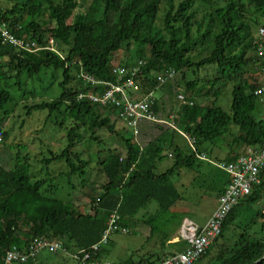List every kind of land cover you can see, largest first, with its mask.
<instances>
[{
	"label": "trees",
	"instance_id": "trees-1",
	"mask_svg": "<svg viewBox=\"0 0 264 264\" xmlns=\"http://www.w3.org/2000/svg\"><path fill=\"white\" fill-rule=\"evenodd\" d=\"M223 1L220 4L216 0H181L178 3L175 0H92L87 10L76 13L78 0H13L10 7L0 5V25L5 23L16 36L39 44L47 43L52 36L61 53L54 50L38 53L19 50L10 43H4L0 34V109L13 98L10 88L14 85L21 88L24 77L35 78L48 69H61L63 80L59 83V96L30 108H47L51 114L63 110V123L69 120L76 123L68 133L65 148L60 153L50 150V156L41 160L44 163L42 175L33 176L30 173L31 163L27 161L18 160L12 168L0 163V264H4L9 250L14 247L25 249L41 237L62 239L71 251L88 249L100 239L115 209L121 215L120 224L123 227L145 224L150 228L148 240L158 235L155 244L160 243L164 248L182 245L183 239L169 242L185 219L171 212L181 197L172 178L176 170L183 167L193 169L201 159L192 149L191 153H187L175 142L176 134L182 136L177 129L163 128L156 122H151L149 127L159 126L162 131L141 148L135 143L138 140L126 137L117 130L116 120L112 121L110 117V113L116 114L115 107L100 106L87 96L78 98L81 92L86 95L101 94L107 88L105 84L85 83L80 74L85 72L101 81L117 82L112 57L130 44L137 46V62L116 66L131 68L140 65L137 79L143 93L158 88L153 75L168 68H174L186 77V69L213 65L216 76L208 79L204 86L200 85L199 79L187 81L183 93L194 104L179 106L176 122L180 129L195 139L197 151L205 153L200 149L205 142L213 143L236 127L233 143L241 151L231 148L225 161H234L247 146L263 148L264 116L258 117L255 112L259 104H264L254 93L261 84L263 60L259 54L260 38L259 35L257 38L252 35V24L259 29L264 22L253 17L251 11L264 18V0ZM163 2L166 4L165 16L163 27H160L157 20ZM196 3L209 6L206 32L201 36L207 37L210 33L213 37L208 45L209 54L197 61L193 60L191 52L198 44L203 25L196 20ZM44 7L50 11L48 20H40ZM195 27L198 38L194 35ZM139 61L142 63L139 64ZM254 66L260 70L258 79L248 76ZM72 69L76 71L75 76L71 73ZM73 79L76 82L74 85L71 84ZM227 84H232L229 111L216 104ZM209 95L214 97L210 105L194 99ZM177 108L174 107V112ZM159 109V104H156V112ZM98 129L117 134L125 153L122 154L117 146L109 148L106 155L98 159V171L88 169V181H95L92 177L94 169L106 178L100 184V190L95 184L84 193L90 199L91 208L83 211L75 203L76 198L65 201L53 195L45 167L48 168L54 160H62L70 168L68 176L84 177L88 161L81 158L82 152L76 151L75 147L87 133L90 140L100 142L96 135ZM2 130L0 147L8 137L3 126ZM167 145L168 150L173 152L174 164L157 173L158 162L169 156L165 149ZM223 191L219 190V196ZM154 200L158 206L156 211L139 218L136 214ZM259 200L263 201L264 207V170L261 172V183L232 209L223 223L221 234L194 264H264V210L254 213V218L244 226L235 222L244 204L248 205L245 210L248 211L252 203ZM258 219L262 222L254 229ZM106 251L107 246L95 258L103 259ZM163 257L159 251L153 254L150 249L137 259L131 255L114 264H155ZM37 258H30L21 264H39Z\"/></svg>",
	"mask_w": 264,
	"mask_h": 264
},
{
	"label": "rangeland",
	"instance_id": "rangeland-1",
	"mask_svg": "<svg viewBox=\"0 0 264 264\" xmlns=\"http://www.w3.org/2000/svg\"><path fill=\"white\" fill-rule=\"evenodd\" d=\"M91 1L92 0H78V7L75 13L77 11L87 10ZM179 1L181 0H175L176 3ZM216 1L220 4L224 3L223 0ZM12 4L13 0H0V5L3 7H10ZM165 7L166 4L163 2L157 20V25L160 27H163ZM194 10L196 11V20L203 25L200 36L196 32V27L194 28V35L196 38L199 36V39L198 44L193 48L191 55L193 60L197 61L209 54L208 45L213 37L210 33L207 34V37L201 36L202 33L206 32V25L209 19L207 14L210 10L209 6L196 3ZM251 12L253 13V17H257L261 22H264V18L258 16V14H255L253 11ZM49 17L50 11L47 7H44V13L40 20H48ZM71 20L72 18L69 22ZM257 28L258 26L252 24V35L256 38L258 35ZM60 47H62L61 44ZM63 48L66 49L67 46L64 45ZM136 49L137 46L135 44L125 45L122 49L115 52L112 57V64L116 66L124 65L125 62L130 64L137 62L138 57L136 56ZM256 52L258 53V51ZM250 54H253V52H250ZM259 71L260 70L256 69V66H254L252 68V74H249L248 76H253V79H258L260 77ZM177 72L175 77L169 80L165 86H159L154 90V97L157 101L156 104H159L160 106V117L167 118L171 112L173 113L174 107L177 108L178 106L176 109L177 112L179 106L185 105V103L179 102L177 95L185 90L187 81L199 79L201 80L200 85L204 86L208 79L212 80L216 76V69L213 65L204 66L201 69H186V77H183L182 72ZM71 73L74 76L76 75L74 69H72ZM62 80L63 70L48 69L42 72L38 77H24V84L21 88H19L18 85H14V87L10 88L13 98L10 102L5 104L2 109H0V127L3 126L4 130L8 133L7 139L0 147V163L6 168H12L18 160L27 161L31 163L30 173H32L33 176L34 174L36 176L42 175L44 163L41 160L45 156H50V150H53L55 153H60L67 145L68 133L72 126H76V123L73 120L63 123V110L51 114L47 108H30L43 101H50L57 98L61 92L59 83ZM75 83V79H73L71 84L74 85ZM231 88L232 84H227L216 101L217 105L222 106L227 111L230 110L231 105ZM142 89L144 88L142 87ZM194 99L198 103L210 105L213 102L214 97L209 95L205 98L194 97ZM7 111H10L11 113H8ZM102 111L104 113L106 112L105 109ZM110 114L112 121L116 120L117 122V130L126 137H133L132 131L126 128L124 124L117 121L116 114L113 112ZM255 114L258 117L264 116V106L262 104L258 105ZM146 124H151V122H142L140 127L141 133L138 139L139 143L147 141V136H149L150 133H152V138L155 135H158L157 132L159 133L162 131L159 126L147 128V133H145L146 137L144 138L142 136V130L145 128ZM159 125L163 128H168L167 124L159 123ZM177 126L180 128L179 123ZM81 127L83 131L84 127ZM235 129L233 127L228 133L224 134L222 137L220 136L213 141V143L205 142L200 147V149L205 151L207 157L212 161L200 160L199 165L193 169L183 167L181 170L175 171L176 175H173L172 180L174 181L175 179L181 197L171 210L173 212L175 211L174 213H176L178 217L186 216L197 225H205L207 223V219H209L212 212L218 206L219 190L224 186L225 178L229 177L228 174L220 169L216 163L225 161L228 151H230L231 148L236 147L233 143V138L236 132ZM79 130L81 131V128ZM88 134L89 133L85 134L81 139V142L75 147L76 151L78 150L82 152L81 158L88 161L87 173L84 177H82V175L68 176L67 172L70 168L67 163L62 160H54L48 168L45 167V171L49 173L47 174L49 177L48 181L52 184L51 191L53 192V195L65 201H72L76 198L75 203L79 205L83 211H88L89 208H91L90 199L84 195V193L88 192L90 189L89 187L95 184H97L96 189L100 190L101 187L99 186L106 178L103 173L96 172L99 167L98 159L103 158L109 148L116 146L120 148L122 154L125 153V147L117 134L110 133L106 129H98L96 130V135L100 138V142L90 140ZM175 142L178 143L185 152L191 153L192 145L189 140L183 137V135L176 134ZM168 147L169 145L165 146V149L168 150ZM174 161L175 160L172 157L166 156L161 162L164 163L163 165L171 167L173 166ZM90 168L96 169V171L94 169L92 172V177L95 181H88V169ZM163 171H165V169ZM155 204L157 205L156 202H152L151 205ZM247 206V204H244L243 209H241V212L235 221L237 225L242 224L244 226L247 221L254 218V213L261 209L264 210L262 200L252 203L251 208H249L248 211H245ZM142 211L143 209L136 214L139 218H143ZM152 213L154 212L151 211V214ZM261 222L262 219H258L254 225V229L255 227H260ZM182 226L178 230V234H181ZM149 231V226L141 224L137 226L133 225V227L129 228L128 232H112L109 245L107 246L108 251L104 253L103 259L114 264L128 259L131 255L134 259L139 258L152 249V246L159 244H155V241L158 240V235H154L148 240L150 234ZM183 244H185V242H183L182 245ZM37 259L40 264L41 261H45L46 259L56 264H77L75 260L68 256H63V254L59 252L51 253L47 250L41 251Z\"/></svg>",
	"mask_w": 264,
	"mask_h": 264
},
{
	"label": "built area",
	"instance_id": "built-area-1",
	"mask_svg": "<svg viewBox=\"0 0 264 264\" xmlns=\"http://www.w3.org/2000/svg\"><path fill=\"white\" fill-rule=\"evenodd\" d=\"M0 34L4 43H10L17 49L38 53L42 50H57L56 40L50 36L47 43L39 44L37 41H29L16 36L11 32L6 24L0 25ZM259 35V54L263 60L261 72V84L255 89L254 93L264 104V25L258 29ZM63 57V56H62ZM142 62L139 61V64ZM114 74L117 75V82L101 81L88 73L82 72L85 83L92 85L105 84L107 88L101 94L80 93L78 98L87 96L94 103L100 106L116 108V118L124 124L126 128L132 131L133 137L138 140L141 133L142 122H156L167 124L169 127L177 129L192 145V150L201 160H211L205 153L197 151L195 139L181 131L176 119L178 113L173 111L167 118L160 117L159 111L156 112V99L154 91L143 93L139 87L137 75L140 72V65H134L131 68L125 66H114ZM129 75V76H128ZM176 75L174 68H168L164 72L157 73V87L173 79ZM179 102L193 105L194 102L188 100L183 92L177 95ZM3 141V130L0 127V143ZM139 144V142H136ZM140 145V144H139ZM173 157L172 153H169ZM212 161V160H211ZM220 169L224 170L229 176V182L220 194L218 206L213 211L204 226L194 222L184 223L179 237L186 241L187 246L173 253L166 254L155 264H194L206 253L212 243L222 232V226L232 211V209L246 198L256 185L261 183V172L264 170V147L261 149L253 146H247L245 150L234 161H221L216 163ZM121 215L117 209L112 211L106 228L100 239L90 246V248H79L76 251L69 250L62 239L36 238L27 248L19 249L14 247L7 252L4 264H21L27 262L30 258H35L43 250L51 253H61L75 260L77 264H112L104 259L95 258L103 247L109 245L112 232H128L129 228L120 224Z\"/></svg>",
	"mask_w": 264,
	"mask_h": 264
},
{
	"label": "crops",
	"instance_id": "crops-1",
	"mask_svg": "<svg viewBox=\"0 0 264 264\" xmlns=\"http://www.w3.org/2000/svg\"><path fill=\"white\" fill-rule=\"evenodd\" d=\"M162 113V112H161ZM147 128H150L149 127V124H146V126H145V128L142 130V136L145 138L146 137V134L145 133H147L146 132V130H147ZM151 134L152 133H150L149 134V136H147L148 137V139H147V141H145L144 143L143 142H140L139 144H140V147L141 148H143V144H145L146 142H148V140L149 139H151ZM156 136V135H155ZM180 146V145H179ZM181 147V146H180ZM230 151H228V153H229ZM168 153H173L171 150H168ZM167 153V154H168ZM206 153V152H205ZM227 156V155H226ZM169 157V156H168ZM164 163L163 162H161V161H159L158 162V164H157V168H156V172L157 173H162V172H164L163 170L165 169V171L168 169V168H170V167H167L166 165H163ZM178 170H181V168L180 169H178ZM177 170V171H178ZM175 175H176V173H175ZM175 185H176V187H177V184L175 183V179H174V181H172ZM228 182H229V179H228V177H226L225 178V182H224V186L221 188V189H224L225 190V188H226V186H227V184H228ZM178 188V187H177ZM219 198V197H218ZM154 202H155V200H154ZM152 204V203H151ZM150 204V205H151ZM148 206L150 209H148V207H146V208H143V213H142V216H143V214H145V215H149V214H147V213H151V211H153V212H155L156 211V209H157V205L155 204V205H151V206ZM173 208H174V206H173ZM147 209H148V212H147ZM176 210V209H175ZM172 211V210H171ZM175 212V211H174ZM173 211H172V213H174ZM213 213V212H212ZM174 214H176V213H174ZM212 215V214H211ZM146 217V216H145ZM185 217V219L184 220H186V219H189V218H187L186 216H184ZM191 220V219H190ZM208 220V219H207ZM192 221V220H191ZM206 223V222H205ZM204 225V224H203ZM203 225H201V226H203ZM180 239H182V238H180L179 237V234L178 233H176L175 234V236H174V238L171 240V241H169V242H176V241H179ZM185 242V241H184ZM186 247V242H185V246L183 247V245H181L180 247H174V248H171V247H161L160 246V243L159 244H156V246H152V251H153V254L155 253V252H157V251H159L160 252V254H162V256H165L166 254H168V253H172V252H174V251H178V250H182V249H184ZM157 255H155L154 257H156ZM40 264V263H39ZM41 264H56V263H53L52 261H49V260H45V261H41Z\"/></svg>",
	"mask_w": 264,
	"mask_h": 264
},
{
	"label": "bare ground",
	"instance_id": "bare-ground-1",
	"mask_svg": "<svg viewBox=\"0 0 264 264\" xmlns=\"http://www.w3.org/2000/svg\"><path fill=\"white\" fill-rule=\"evenodd\" d=\"M179 128V127H178ZM180 129V128H179ZM181 130V129H180ZM182 131V130H181ZM184 132V131H183ZM185 133V132H184ZM187 134V133H186ZM210 218V217H209ZM191 221V220H190ZM191 222H193V221H191ZM185 223V220L183 221V223L182 224H184ZM201 226V225H200ZM186 242V241H185ZM186 246H187V243H186ZM175 252V251H174ZM173 253V252H172Z\"/></svg>",
	"mask_w": 264,
	"mask_h": 264
},
{
	"label": "water",
	"instance_id": "water-1",
	"mask_svg": "<svg viewBox=\"0 0 264 264\" xmlns=\"http://www.w3.org/2000/svg\"><path fill=\"white\" fill-rule=\"evenodd\" d=\"M190 222H191L190 219H186V220H185V223H190ZM262 258H264V255H263Z\"/></svg>",
	"mask_w": 264,
	"mask_h": 264
}]
</instances>
